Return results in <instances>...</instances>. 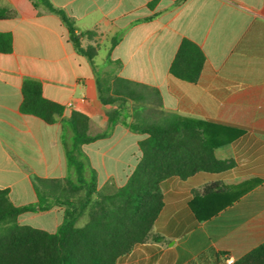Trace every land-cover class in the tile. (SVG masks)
<instances>
[{
    "label": "crops",
    "instance_id": "obj_1",
    "mask_svg": "<svg viewBox=\"0 0 264 264\" xmlns=\"http://www.w3.org/2000/svg\"><path fill=\"white\" fill-rule=\"evenodd\" d=\"M75 20L78 31H94L83 45H108L91 62L78 52L61 19L41 0H0L11 16L0 19L13 49L0 53V190L16 206L37 203L34 178L77 179L67 158L73 135L57 121L47 124L20 111L22 84L34 79L45 98L90 119L88 134L108 129L107 112L115 106L99 98L96 77H119L157 88L162 108L180 116L242 129L237 138L223 133L215 150L231 165L219 173L199 172L161 183L164 207L154 232L159 242L137 245L117 264H229L264 243V0H49ZM150 19H147L149 18ZM118 44L110 51L112 38ZM183 39L205 55L197 83L174 77L170 65ZM100 51V50H99ZM120 62L119 66L109 61ZM125 108L105 138L80 149L83 176L97 189L123 186L141 156L146 135L130 130ZM213 183L221 186L211 188ZM197 201L198 220L190 203ZM64 208L25 212L21 224L55 232ZM41 218V224L32 221Z\"/></svg>",
    "mask_w": 264,
    "mask_h": 264
},
{
    "label": "trees",
    "instance_id": "obj_2",
    "mask_svg": "<svg viewBox=\"0 0 264 264\" xmlns=\"http://www.w3.org/2000/svg\"><path fill=\"white\" fill-rule=\"evenodd\" d=\"M155 3L156 0L150 7ZM41 5L61 19L75 49L93 62L98 55V44L84 46L83 40H93L97 33L78 31L75 20L49 0H41ZM10 16L9 11L0 8V19ZM118 41L112 38L109 51ZM12 49V36L0 33V53H10ZM109 61L120 65L118 61ZM204 64L205 55L199 46L183 39L170 73L183 81L197 83ZM96 83L101 102L115 108L107 112L108 129L90 136L89 117L73 111L64 118L63 106L44 97L41 82L34 79L23 82L20 111L47 124L61 120L71 131L73 148L67 152V158L75 167L77 179L35 177L37 203L33 205L16 206L9 191L0 190V264H117L137 245L163 239L154 232V226L165 204L161 190L164 180L187 179L199 172L219 173L230 167V161L216 158L215 150L225 143V131L237 138L242 129L167 111L162 108V96L157 88L111 71L98 75ZM125 108L130 110V130L147 136L139 143L142 156L123 186L99 190L94 174L88 181L83 176L80 149L107 137ZM219 186L220 183L210 185L212 189ZM54 206L64 208L63 221L55 232L19 222V216L25 212L47 211ZM190 206L198 220L218 210L203 214L196 200ZM234 264H264V243Z\"/></svg>",
    "mask_w": 264,
    "mask_h": 264
},
{
    "label": "rangeland",
    "instance_id": "obj_3",
    "mask_svg": "<svg viewBox=\"0 0 264 264\" xmlns=\"http://www.w3.org/2000/svg\"><path fill=\"white\" fill-rule=\"evenodd\" d=\"M97 35H98V34H97ZM98 47H99V50H100V51H98V52H99L98 61H100L101 58L105 56V54H106V49L108 48V45H105V46H102V47H100V46L98 45ZM41 221H42L41 218H36V219H35L34 221H32V222H33V224L38 225V224H41V223H39V222H41ZM82 224H83V221H80V222H79V225H82Z\"/></svg>",
    "mask_w": 264,
    "mask_h": 264
},
{
    "label": "built area",
    "instance_id": "obj_4",
    "mask_svg": "<svg viewBox=\"0 0 264 264\" xmlns=\"http://www.w3.org/2000/svg\"><path fill=\"white\" fill-rule=\"evenodd\" d=\"M234 262H235L234 260H230L228 263L229 264H234Z\"/></svg>",
    "mask_w": 264,
    "mask_h": 264
}]
</instances>
